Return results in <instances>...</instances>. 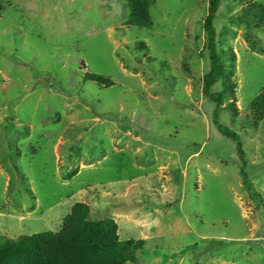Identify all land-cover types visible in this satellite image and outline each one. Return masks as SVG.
Wrapping results in <instances>:
<instances>
[{
	"label": "rangeland",
	"instance_id": "1",
	"mask_svg": "<svg viewBox=\"0 0 264 264\" xmlns=\"http://www.w3.org/2000/svg\"><path fill=\"white\" fill-rule=\"evenodd\" d=\"M2 1L0 238L55 232L80 202L144 241L127 264H264V121L247 119L264 26L234 20L264 0H220L214 18L239 112L218 123L240 140L245 186L201 94L207 0H152L149 29L126 25L121 0Z\"/></svg>",
	"mask_w": 264,
	"mask_h": 264
},
{
	"label": "trees",
	"instance_id": "2",
	"mask_svg": "<svg viewBox=\"0 0 264 264\" xmlns=\"http://www.w3.org/2000/svg\"><path fill=\"white\" fill-rule=\"evenodd\" d=\"M121 1L128 9L127 26L151 28L149 8L152 0ZM219 3L220 0H207V12L202 22L208 70L202 78L201 94L207 101L215 104L212 122L216 130L235 144L241 161L239 174L245 186L248 181L244 172L240 140L236 133L218 123L220 111H227L234 117L239 114L235 105L236 85L229 78L234 75L235 55L230 52L228 54L231 55L227 58L226 52L216 48L214 18ZM248 3L234 20L250 23L255 27L264 26V5ZM2 9L3 1L0 0V11ZM246 38L253 48L258 47L259 41L252 34L248 33ZM226 59L231 64H226ZM84 79L102 86L112 84L108 79L94 74H86ZM217 83H220L219 90L213 92L212 87ZM226 99H229V105L223 106ZM247 119L251 120L252 126L264 121V88L250 102ZM144 244L143 240H120L118 226L113 219H90L89 207L77 202L62 218L61 226L55 232L21 236L10 242L0 238V264H127L136 261V253L142 250Z\"/></svg>",
	"mask_w": 264,
	"mask_h": 264
}]
</instances>
